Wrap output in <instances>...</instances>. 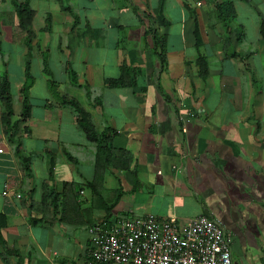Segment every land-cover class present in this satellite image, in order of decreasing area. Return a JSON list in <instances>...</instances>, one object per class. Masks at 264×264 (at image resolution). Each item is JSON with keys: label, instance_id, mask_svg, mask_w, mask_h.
Segmentation results:
<instances>
[{"label": "crops", "instance_id": "obj_1", "mask_svg": "<svg viewBox=\"0 0 264 264\" xmlns=\"http://www.w3.org/2000/svg\"><path fill=\"white\" fill-rule=\"evenodd\" d=\"M159 1L31 0L28 47L12 4L0 0V76L8 78L16 120L27 59L35 77L30 132L21 137L29 170L14 153L0 101V264H88V222L107 219L101 198L117 192L112 218H216L234 264H264V0H165L163 62L146 35ZM223 1L237 12L229 26L215 16ZM123 65L136 85L109 88ZM64 98L76 100L99 132L114 133L108 146L130 155L129 170L107 166L96 200V145ZM66 183L79 187L81 206L72 202L64 222Z\"/></svg>", "mask_w": 264, "mask_h": 264}, {"label": "trees", "instance_id": "obj_2", "mask_svg": "<svg viewBox=\"0 0 264 264\" xmlns=\"http://www.w3.org/2000/svg\"><path fill=\"white\" fill-rule=\"evenodd\" d=\"M9 1L15 11V15L19 21V27L22 31L26 33V45L30 47L32 42V38L34 36L31 26L32 20L34 17V11L31 7V0H5ZM164 1H159V7L157 11L154 12V15L151 17L152 22L155 23L153 27H150L146 31L147 37H151L153 43L154 52L159 56L161 62L164 60V52L166 48V37L162 35L158 28L164 27L168 24L166 16L164 15ZM216 19L223 23L225 26L231 25L232 21L236 19L237 12L235 9V5L232 1H223L217 7V11L215 12ZM51 27L50 17L47 20V27L44 30H49ZM262 31L264 34V25L262 27ZM242 31L240 32V37L242 35ZM197 37V45L200 46L202 41L199 33H196ZM229 38L226 37L225 45L227 47L230 46ZM240 40V39H239ZM233 54V53H232ZM234 56L236 53L233 54ZM198 65L200 66V75L203 79L208 77L209 69L208 62L206 57L200 56L198 59ZM44 71L46 74H50V70L48 68V63L44 61ZM133 69L129 65H123L121 67V75L117 79H108L106 80V85L109 88H132L136 85L135 78L132 77ZM69 75L71 77V82L73 84L77 83V75L74 71L70 70ZM25 76L26 82L21 88L22 94V103H23V111L22 115L19 119H14V107H13V97L10 92V85L6 75L0 76V101L3 104V123L5 125V130L8 134L9 141L14 146V153L23 167H26L29 170V159L24 157L22 153V145H21V137L22 134H29L30 129L26 125V122L30 118V98L29 91L35 82V77L31 71V62L27 59L26 67H25ZM63 104L71 109L75 120L78 126L83 130V132L87 135L88 139L95 143L96 145V177L94 181L91 183V188L94 193L96 199L102 196V184L104 178V172L107 170V166H113L115 168H119L121 170H129L130 168V155L123 150H117L112 146H108V143L112 141L114 137V133L110 131L99 132L98 129L92 124L90 120L89 114L79 105L76 100L73 99H63ZM68 157L73 160V157L68 153ZM123 163V165H120ZM104 163V164H103ZM106 164V165H105ZM71 189V190H69ZM52 193V192H50ZM80 194V189L77 185L66 183L64 185V190L59 193V197H63V211L61 215V220L64 222L68 218V210L70 209V205L73 203L77 204L76 206H81L79 202H77ZM115 197L111 200H104L105 198H101L104 202L105 210L108 213L107 220H112V211L117 206L121 199V193L117 192V196L114 193ZM1 227L5 226V217L0 215ZM93 222L89 221L88 225H92Z\"/></svg>", "mask_w": 264, "mask_h": 264}, {"label": "built area", "instance_id": "obj_3", "mask_svg": "<svg viewBox=\"0 0 264 264\" xmlns=\"http://www.w3.org/2000/svg\"><path fill=\"white\" fill-rule=\"evenodd\" d=\"M88 234V264H234L222 221L205 215L188 221L156 215L103 218Z\"/></svg>", "mask_w": 264, "mask_h": 264}, {"label": "rangeland", "instance_id": "obj_4", "mask_svg": "<svg viewBox=\"0 0 264 264\" xmlns=\"http://www.w3.org/2000/svg\"><path fill=\"white\" fill-rule=\"evenodd\" d=\"M18 116L16 115V118H17Z\"/></svg>", "mask_w": 264, "mask_h": 264}]
</instances>
